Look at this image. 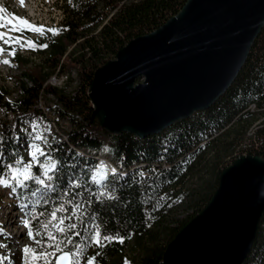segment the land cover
<instances>
[{
  "label": "trees",
  "instance_id": "1",
  "mask_svg": "<svg viewBox=\"0 0 264 264\" xmlns=\"http://www.w3.org/2000/svg\"><path fill=\"white\" fill-rule=\"evenodd\" d=\"M187 1L63 0L66 21L53 29L56 34L48 32L46 44L32 43L45 56L46 67L25 74L32 85L22 84L18 100L5 101L0 93V108L5 106L7 111L25 117L43 114L38 109L40 98L52 94L58 100L61 119L72 125L70 131L63 133L67 140L54 135L46 139L47 156H41L31 169L33 176L44 178L50 187L29 180L26 187L16 189L15 196L20 205H27V219L34 217V231L43 232L40 225L50 219L52 210L64 207L66 211L57 215L65 217L66 224L76 223V231L81 233L79 237L71 234L74 242L84 241L88 235L85 226L92 223L101 224L102 231L109 235L118 233L124 237L122 244L114 241L102 249L88 247L85 259L100 253L99 264H164L167 245L211 200L219 174L227 167L220 165L224 153L215 147L214 139L226 130L247 128L256 119L251 109H264L263 28L237 78L208 109L145 138L127 132L109 134L96 120L91 121L88 89L94 72L114 59L130 40L167 22ZM73 69L79 78L73 93L45 86L57 70L70 73ZM253 133L246 155L264 158V120ZM2 141L0 176L8 171L7 165L17 167V159L27 164L22 149L34 143L28 133L18 136L8 129L4 130ZM106 157L117 165L111 167L115 172L111 170L108 176L110 172L104 171V178L97 183L93 179L98 172L96 165ZM49 161L56 163L55 170L49 173L52 180L44 177V166ZM205 161L214 163L213 168H207L209 178L196 187L187 186L186 180L198 178L196 172ZM141 172L144 175H139ZM102 189L111 198H98L96 193ZM77 204L81 205L83 225L75 217L67 219ZM179 210L187 211L184 218H178ZM259 224L243 264H264V214Z\"/></svg>",
  "mask_w": 264,
  "mask_h": 264
},
{
  "label": "water",
  "instance_id": "2",
  "mask_svg": "<svg viewBox=\"0 0 264 264\" xmlns=\"http://www.w3.org/2000/svg\"><path fill=\"white\" fill-rule=\"evenodd\" d=\"M264 28V0H188L100 66L88 89L109 134L155 135L208 109L237 78ZM200 213L167 245L164 264H243L264 214V158L240 155Z\"/></svg>",
  "mask_w": 264,
  "mask_h": 264
},
{
  "label": "rangeland",
  "instance_id": "3",
  "mask_svg": "<svg viewBox=\"0 0 264 264\" xmlns=\"http://www.w3.org/2000/svg\"><path fill=\"white\" fill-rule=\"evenodd\" d=\"M58 3L59 5L61 4L59 1ZM45 5L46 13L42 14V18H56L57 11H54V8L58 5L56 1L54 4L52 2H47V4ZM53 29L54 28L49 29V33L54 34V32L52 31ZM39 41L40 42L37 43L46 44V41ZM15 48V56L17 59L15 58V56H13V58L18 63L17 65H19L17 69H8V66L3 64L2 66H0V93L2 92V94H4L5 101L11 102L18 100L22 89V87H20L21 82L25 83L26 81L28 84H31L25 74L28 71H33L39 68L43 69L46 67V64L44 63L45 56L38 49L25 46L23 48L28 50V53H22L19 45H16ZM64 61L67 62V59H64ZM78 81L79 78L76 70L73 69L70 71V73L69 71H64L62 73L61 71L57 70V73H53L48 77V81L45 83V86L50 85L66 91L67 93H73L75 87L78 84ZM57 105H59L57 98L54 95L49 94L43 95L40 98L38 109L42 111L43 114L41 115L34 113L33 115L25 117L19 113V116L16 114L12 116L10 113H8V111L6 112L5 109H0V131L4 130V128H7L8 126L11 127L10 122L13 121L14 123H16L13 128L14 131L19 132L22 130L23 133H28V139L34 140V143H40L41 145L43 143L42 140L35 139L37 135H42L45 139H48L50 138V136L54 135L65 141L67 140L66 135H64L65 131H70L72 125L66 119H61L59 114L60 109H58ZM251 111L254 113L253 117L256 119L252 124L248 125L247 128L244 127L242 129H239V132L237 131V129L232 128L230 132H227L228 130H226L218 135L216 139H214L216 141L215 147L222 153H224L222 159L220 160L221 167L228 166L235 157L247 154L248 148L253 141V132L264 120V109L257 110L252 108ZM29 146L30 144L22 149V153L27 157L28 163H30V157L28 156ZM101 164L106 166V168L104 169L105 172L107 170H110L111 172V167L117 166L111 163L108 157L98 161L96 165V169H98V171H100L99 166ZM201 165V168H198L199 171L196 172L198 178L189 177L186 180L187 186L192 188L196 187L198 186L199 182L207 180L209 178L210 172L207 170V168H213V161H205ZM3 178L8 177L4 175ZM0 191V201H2V199L7 198V190L1 189ZM177 212L178 218H184L187 214V211L184 210H179ZM189 212L192 211L189 210Z\"/></svg>",
  "mask_w": 264,
  "mask_h": 264
},
{
  "label": "snow or ice",
  "instance_id": "4",
  "mask_svg": "<svg viewBox=\"0 0 264 264\" xmlns=\"http://www.w3.org/2000/svg\"><path fill=\"white\" fill-rule=\"evenodd\" d=\"M23 3V0H21ZM5 11L4 7L0 6V13ZM18 21L17 24L12 25L10 31L12 32H22L24 28H29L33 31H37L40 33L44 32L43 28H36L30 22L22 17H15ZM12 21L5 20V17L0 15V29L8 28L9 24ZM55 33V30H52ZM0 41H3L5 45H8V48L0 47V56H3L5 53L7 55L15 56L16 48L15 45H19V47L23 48L25 46L35 47L31 41L21 42L19 37L8 36L6 32L0 31ZM46 47V45H45ZM10 49V51H9ZM0 63L9 64L10 61L7 59H0ZM36 140H42L45 145H47L48 141L42 136L37 135L35 137ZM32 151L30 152V156L33 162H39V158L41 156H47V153L44 152L43 148L38 144H30L29 146ZM17 167H13L12 164L7 165L8 171L3 175L8 178H0V186L11 188L13 192L16 191L17 188L26 187V182L29 180H36L39 185H42L46 188L50 187L45 184V179L33 176L31 171L33 165L32 163L25 164L22 159H17L15 161ZM23 165V167H20ZM56 168L55 161H49L44 166V177H47L48 180H52L53 177L49 175L50 172L54 171ZM100 171L97 172V175L93 177L94 180L99 183V179L104 178V169L105 165L101 164L99 166ZM115 172V169H112ZM139 175H144L143 172L139 173ZM99 178V179H98ZM79 187V184L74 185ZM107 188V185H104V189ZM35 195V193H33ZM97 197H102L105 195H109L103 189L96 193ZM90 202V201H89ZM21 207L26 208L27 205H21ZM66 209L64 207H59L53 209L50 214V219L45 221L40 228L43 229V232H40L39 229L34 231V226L32 224V219L34 217H29L24 221V226L28 229V237L33 241L37 247L24 246L22 249V264H99L97 260V256L100 253H96L92 256H86V249L88 247L95 246L97 248H104L107 244L112 242L124 243V237L120 236L118 233L115 235H109L106 231H102L101 224L92 223L90 226H85V230L88 231V235L85 237L84 241L74 242L73 235L79 237L81 235L80 232L76 231L77 224L76 223H65V217L58 216L57 213H63ZM75 217L77 220H80V223L83 225L84 221L82 219V210L81 205H76V210H74L67 219H72ZM95 217H93V220ZM2 231V228H0ZM38 236H43L44 239H38ZM5 247L3 244H0V248ZM10 260V257L7 255H0V264H5V261Z\"/></svg>",
  "mask_w": 264,
  "mask_h": 264
},
{
  "label": "bare ground",
  "instance_id": "5",
  "mask_svg": "<svg viewBox=\"0 0 264 264\" xmlns=\"http://www.w3.org/2000/svg\"><path fill=\"white\" fill-rule=\"evenodd\" d=\"M55 1L58 4L54 8V11H57L56 18H42V14L46 13L45 4H47V2H52L54 4ZM58 1L61 3L60 5ZM63 4V0H23V3H21V0H0V6L4 7L5 9V11L0 13V15L4 16L6 21H12L8 28L0 29V31L6 32L8 36L19 37L21 42H40L39 40H43L47 43V34L49 29L61 27L62 23L66 21ZM17 16L28 20L30 24L36 28H43L44 32L40 33L29 28H24L22 32L10 31L12 25L18 23V21L15 19ZM0 47L7 49L8 45H5L3 41H0ZM19 48L21 49L22 53H28V50L25 48ZM0 59H7L10 61L9 64L0 63V66H2V64L8 66V69H17L19 66L17 65L18 63L15 61L13 56L7 55L6 53L3 56H0ZM25 83L28 86L32 85L28 84L26 81ZM22 84L23 82H21L20 87H22ZM21 94L22 89L19 97H21ZM0 109H5L7 112L5 106L1 107ZM8 113H10L12 116L15 115V113L11 111H8ZM16 115L19 116L20 114ZM7 128L10 127L8 126ZM12 131L18 136L23 133L22 130L16 132L13 129ZM2 134L3 132L0 131V145L3 143ZM38 145H40V147L43 148L44 152L46 153L45 144L42 143L41 145L39 143ZM28 151V156L30 157L29 162L32 163V165H35L36 162H33L30 156L32 149L29 147ZM106 172H110V170H107ZM109 175H111V172L108 174V176ZM3 176L4 175H1L0 178H3ZM1 189L7 190V198L0 201V228H2V231H0V244L5 246L0 248V255H7L10 257V260L5 261V264H22L23 247L26 245L34 248L36 247L33 241L29 239L27 235L28 229L24 226V221L27 220L26 213L29 211V209H24L21 207L19 201L16 199L15 192H13L11 188L0 186V190Z\"/></svg>",
  "mask_w": 264,
  "mask_h": 264
},
{
  "label": "built area",
  "instance_id": "6",
  "mask_svg": "<svg viewBox=\"0 0 264 264\" xmlns=\"http://www.w3.org/2000/svg\"><path fill=\"white\" fill-rule=\"evenodd\" d=\"M15 124H16V123H14L13 121H11V122H10V126H11V127H10V128H4V130H5V129H8V130L12 131L13 128H14V125H15ZM4 130H1V132H3V134H4ZM82 264H83V261H82Z\"/></svg>",
  "mask_w": 264,
  "mask_h": 264
}]
</instances>
